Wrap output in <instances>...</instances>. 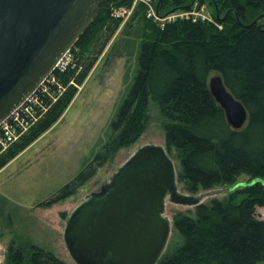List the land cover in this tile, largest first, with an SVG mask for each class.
<instances>
[{
    "label": "trees",
    "instance_id": "16d2710c",
    "mask_svg": "<svg viewBox=\"0 0 264 264\" xmlns=\"http://www.w3.org/2000/svg\"><path fill=\"white\" fill-rule=\"evenodd\" d=\"M133 0H104L106 8L74 45L75 67L58 74L63 85L38 121L0 155V168L48 129L70 103L120 25L115 7ZM206 4L212 21L176 18L160 23L145 17L137 4L130 19L142 24L137 70L132 85L109 124V134L87 164L66 184L38 203L49 207L75 194L97 167L135 143L149 122L153 102L164 119L167 150L179 159L178 178L195 193L217 184L234 185L241 174L264 179V0H156L163 12ZM216 10L218 16H216ZM216 24L221 25L219 28ZM211 72L247 110L241 129L232 128L208 88ZM195 206L194 215L178 213L173 227L180 242L156 264H258L264 261V184L250 182L223 198ZM1 236V233H0ZM3 264H66L53 252L11 239Z\"/></svg>",
    "mask_w": 264,
    "mask_h": 264
},
{
    "label": "water",
    "instance_id": "95a60500",
    "mask_svg": "<svg viewBox=\"0 0 264 264\" xmlns=\"http://www.w3.org/2000/svg\"><path fill=\"white\" fill-rule=\"evenodd\" d=\"M103 2L0 0V122L39 86L93 18L106 9ZM208 88L229 125L241 129L247 110L219 73L208 77ZM167 195L179 204L200 203L177 191L175 169L164 147H139L109 182L68 217L64 241L73 260L76 264H156L171 229L164 216Z\"/></svg>",
    "mask_w": 264,
    "mask_h": 264
},
{
    "label": "rangeland",
    "instance_id": "374dc122",
    "mask_svg": "<svg viewBox=\"0 0 264 264\" xmlns=\"http://www.w3.org/2000/svg\"><path fill=\"white\" fill-rule=\"evenodd\" d=\"M155 4L161 16L175 11L165 13L159 10L156 0ZM205 11L212 16L207 5ZM130 17L121 18L114 35L57 120L0 168V246L4 249L11 239H21L53 252L66 264H76L64 241L68 217L92 192L109 182L117 169L143 145L155 144L165 148L175 169L177 191L197 198L200 203L207 204L212 198L221 199L231 190L250 182L264 184V179H249L246 174H241L234 185L217 184L195 193L188 192L178 178L177 152L173 148L167 150L165 144L164 119L151 102L147 128L135 143L121 148L111 160L97 167L75 194L49 207L38 205L92 162L93 155L109 134V124L137 70L142 24L137 18L131 20ZM215 73L211 72L209 76ZM164 206V216L170 220L171 229L162 255L171 252L180 242L173 227L174 216L178 213L193 216L195 211L194 205L175 203L169 195ZM257 213L264 216V208H257ZM3 262L4 259L1 264ZM258 264H264V261Z\"/></svg>",
    "mask_w": 264,
    "mask_h": 264
},
{
    "label": "built area",
    "instance_id": "2783aa9c",
    "mask_svg": "<svg viewBox=\"0 0 264 264\" xmlns=\"http://www.w3.org/2000/svg\"><path fill=\"white\" fill-rule=\"evenodd\" d=\"M141 4L146 18L164 23L176 18L190 17L192 20L212 21L213 17L205 11L206 5L195 1L190 9L175 10L169 15L161 16L157 12L155 0H133L129 7L119 6L112 9L111 14L114 17L129 18L134 12L137 4ZM219 28L221 25L216 24ZM75 67V62L70 49L65 52L56 62L53 70L39 84V86L17 107L9 116L0 122V155L8 147L18 141L30 127L43 116L48 109L46 100L54 101L56 95H53L51 87L56 85L57 92L63 91V85L58 81V74L65 72L68 68ZM5 255V249L0 246V264Z\"/></svg>",
    "mask_w": 264,
    "mask_h": 264
}]
</instances>
